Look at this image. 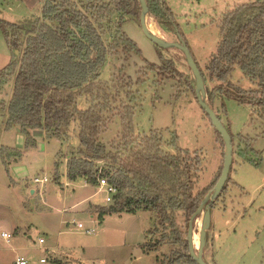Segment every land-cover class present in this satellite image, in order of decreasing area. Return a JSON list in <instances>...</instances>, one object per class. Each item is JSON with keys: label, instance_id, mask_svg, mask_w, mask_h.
Wrapping results in <instances>:
<instances>
[{"label": "rangeland", "instance_id": "obj_1", "mask_svg": "<svg viewBox=\"0 0 264 264\" xmlns=\"http://www.w3.org/2000/svg\"><path fill=\"white\" fill-rule=\"evenodd\" d=\"M44 1L0 0V19L11 24L34 20L41 16ZM253 1L257 0H164L176 32L166 35L154 26L158 36L169 42L181 38L206 75V66L219 42L221 17L234 6ZM153 22L150 16L147 24ZM122 30L139 53L128 59L123 53L108 57L89 97L77 98V108L89 107L86 98L88 101L99 98L93 105L103 108L107 119L99 136V141L105 144L115 141L121 132L120 112L124 106L131 110L135 137L159 132L163 135V149L174 153V147L166 143L169 144L172 135L176 136L175 148L199 156L201 165L195 192L204 190L220 172L224 146L200 109L189 85L191 81L186 83L178 74L174 75L175 80L161 81L157 70L148 68L159 65L162 54L179 73L193 78L183 55L175 49L156 47L134 20L125 21ZM0 39L5 46L1 31ZM228 79L241 89L252 88L238 68ZM12 82L11 79L0 83V102L5 105L12 93ZM214 85L215 82H205V88ZM215 106L232 136L234 153L228 180L210 210L204 258L210 264H264V121L255 108L238 105L232 99L215 100ZM6 118V110L0 111V151L7 150L4 157L10 159L5 167L0 158V234L10 235L9 243L0 236V264H14L16 257H23L27 264H41L40 259L45 264H156L157 256L162 257L173 248L165 240L149 253L143 252L142 245H152L161 239V232L149 233L155 226L149 212L111 214L103 220H98L94 210L88 214L90 206L104 207L110 202L104 201L106 194L97 187L84 184L81 179L70 182L66 177L68 153L78 145L75 123L67 140L30 131L35 144L26 147V138L19 129H5ZM245 141L250 144L248 149ZM239 149L243 153L237 155ZM12 150L20 152L17 161L11 159ZM35 178H46L47 182L35 184ZM202 218L203 213L193 225V239L197 243ZM77 224L83 229L77 228ZM176 224L185 236V218L181 213L176 216ZM85 228L94 229L95 234H86Z\"/></svg>", "mask_w": 264, "mask_h": 264}, {"label": "trees", "instance_id": "obj_2", "mask_svg": "<svg viewBox=\"0 0 264 264\" xmlns=\"http://www.w3.org/2000/svg\"><path fill=\"white\" fill-rule=\"evenodd\" d=\"M146 3L157 29L174 35L172 14L164 0ZM139 17L140 7L135 0H45L41 16L34 20L11 24L0 19V31L11 56L10 63L0 71V83L13 81L8 103L0 102V111L7 112L5 129H19L26 138V147L35 144L30 131L65 140L75 123L78 145L68 153L67 179L70 182L81 179L97 187L99 174L116 190L109 205L94 208L98 220L111 214L149 212L155 221L149 233L161 232V239L152 245H142L143 252L147 254L169 240L173 248L168 254L157 256L156 264H196L189 255L186 240L188 222L213 189L222 167L210 186L195 192L201 160L196 152L175 148L176 136L172 135L169 144L166 143L174 147V153L163 149V135L159 132L135 137L131 110L124 106L120 112L122 130L115 141L105 144L99 141V136L107 119L103 108L93 105L99 98L89 101L86 98L89 107L77 108V98L89 97L108 57L123 53L128 59L139 53L122 30L125 21L139 23ZM159 59V65L148 68L157 70L161 81L175 80V74L186 83L191 81L195 97L194 79L179 73L162 54ZM235 68L252 88L244 90L229 82ZM205 70L206 75L200 70L204 83L215 82L210 89L205 88L207 101L219 120L215 100L228 98L238 105L255 108L264 121V1L234 6L221 17L216 52ZM215 135L223 145L220 136L216 132ZM239 139L244 141L241 136ZM245 146L248 149L250 144L246 142ZM6 152L0 151L5 167L10 160L4 157ZM241 153L243 150L239 149L237 155ZM19 157L20 152L12 150L11 159L17 161ZM180 213L185 218V236L176 224ZM207 243L208 232L204 250Z\"/></svg>", "mask_w": 264, "mask_h": 264}, {"label": "water", "instance_id": "obj_3", "mask_svg": "<svg viewBox=\"0 0 264 264\" xmlns=\"http://www.w3.org/2000/svg\"><path fill=\"white\" fill-rule=\"evenodd\" d=\"M135 1L139 4V7H140L139 25H140L141 31L144 34V36L159 49H164V50L175 49L181 52V54L183 55L184 61L187 67L189 68L192 74V77L194 79V93H195L197 103L200 109L208 117L213 129L220 136L223 142L224 157H223L221 174L216 184L214 185L212 191L204 197L198 209L190 217L189 222H188V227H187V235H186V240H187L188 248H189V255L192 258V260L196 264H210L204 258V248L206 245L207 232L211 225L210 209L213 203L220 196L221 191L224 188V185L228 179L230 167L232 165V153H233L232 139L226 127L218 119L214 110L210 107V105L207 102L205 83H204L201 71L196 65L195 61L193 60L185 43L182 41L181 38H178L177 42H169L165 40L164 38L151 33L148 28V24H147V19L150 17V15H149V10H148V5L146 3V0H135ZM153 24L155 25L154 22ZM15 53L18 54L17 51ZM202 213H203V218H202L201 228L198 233V243L199 244L197 248H194L193 246V225H194L196 218Z\"/></svg>", "mask_w": 264, "mask_h": 264}, {"label": "built area", "instance_id": "obj_4", "mask_svg": "<svg viewBox=\"0 0 264 264\" xmlns=\"http://www.w3.org/2000/svg\"><path fill=\"white\" fill-rule=\"evenodd\" d=\"M33 181H34L35 184H43V183H46L47 182V179L46 178H43V179H37V178H35ZM97 190L98 191H104L105 192L106 197H105L104 201L106 203L111 202L112 196L116 192V190H115V188L113 186L109 185L105 181V179L99 177V174H98V177H97ZM76 226L79 229H83V226L81 224H77ZM84 232L86 234H91V235H94L95 234V230L94 229H90V228H85L84 229ZM0 236H1V238H3L5 240L6 243H9V239H10V235L9 234H7V233H1ZM38 242H39V244H42L43 243V240L40 239ZM44 262H45V260H43V259L40 260V263H44ZM14 264H27V262H26V260L23 257H16V259L14 261Z\"/></svg>", "mask_w": 264, "mask_h": 264}, {"label": "crops", "instance_id": "obj_5", "mask_svg": "<svg viewBox=\"0 0 264 264\" xmlns=\"http://www.w3.org/2000/svg\"><path fill=\"white\" fill-rule=\"evenodd\" d=\"M3 41H4V39H3ZM4 44H5V46L2 44V42H1V39H0V71L2 70V69H4L9 63H10V60H11V56H10V53H9V51L7 50V48H6V46H7V44H6V41H4ZM8 47V46H7ZM83 182H85V181H83ZM84 184H86V183H84ZM32 193H33V191H32ZM96 206H90L89 208H88V210H87V212H88V214H92V212H93V210H94V212H95V208ZM90 212V213H89ZM91 218H94V215H92L91 216ZM1 235V234H0ZM40 240V239H39ZM38 240V241H39ZM39 243V242H38ZM41 260V259H40ZM55 261H57V259L55 260ZM206 261L208 262V263H210L207 259H206ZM40 262V261H39ZM41 264H45V263H41Z\"/></svg>", "mask_w": 264, "mask_h": 264}, {"label": "bare ground", "instance_id": "obj_6", "mask_svg": "<svg viewBox=\"0 0 264 264\" xmlns=\"http://www.w3.org/2000/svg\"><path fill=\"white\" fill-rule=\"evenodd\" d=\"M148 28H149V30H150L151 33H153L155 35H158V31H157V29H156V27L154 26L153 23L150 24V25H148ZM198 244L199 243H197V241L193 239V246H194V248H197L198 247Z\"/></svg>", "mask_w": 264, "mask_h": 264}]
</instances>
